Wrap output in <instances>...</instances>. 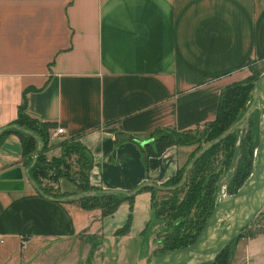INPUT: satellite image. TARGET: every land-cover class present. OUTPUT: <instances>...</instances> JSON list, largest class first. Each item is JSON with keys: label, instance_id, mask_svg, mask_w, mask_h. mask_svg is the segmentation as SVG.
<instances>
[{"label": "crops", "instance_id": "crops-1", "mask_svg": "<svg viewBox=\"0 0 264 264\" xmlns=\"http://www.w3.org/2000/svg\"><path fill=\"white\" fill-rule=\"evenodd\" d=\"M254 59L264 60V0H0V126L24 99L28 116L62 124L57 138L88 151L91 185L163 183L187 147L149 153L154 134L203 128L216 117L222 89ZM54 137L46 157L59 153ZM24 159L21 136L3 131L0 171L25 168ZM54 184L53 191L76 189L68 179ZM151 196L134 194L129 229L118 234L127 200L103 214L48 199L24 177L23 188L0 189V264H145L154 233L135 259L119 246L143 240ZM228 264H264V229L240 236Z\"/></svg>", "mask_w": 264, "mask_h": 264}, {"label": "trees", "instance_id": "trees-1", "mask_svg": "<svg viewBox=\"0 0 264 264\" xmlns=\"http://www.w3.org/2000/svg\"><path fill=\"white\" fill-rule=\"evenodd\" d=\"M252 87V81H234L222 89L216 117L208 122L203 128H201V136H206V139L203 142H206L218 135L242 115L249 104H247L246 101L251 100ZM227 89L230 90L227 96L228 100L225 102L224 111L220 114V104L223 97L225 96L224 94H226ZM24 107L25 100L23 99L18 105L17 117L10 122L18 123L33 130L43 140V148L39 151L35 164L30 168V175L39 183L42 189L47 193L59 196L80 190L100 188L89 183L88 171L91 166V162L88 151L80 144L79 141L74 140L73 138H64L63 140H68V143L61 141V144L63 146V154L70 155L73 152L78 156L76 158V163L80 166L79 170L82 171V176L79 177L78 175V179L72 177L68 178L69 180L75 182L76 189L71 191H53L50 186L48 187L45 184H42L43 182L41 181L40 176L42 175L44 165L47 164L48 166H51L50 162L46 161L45 156V151L48 149L50 143L49 129L55 126L57 123L50 121H39L35 118H32L24 112ZM250 117L247 124L249 127L246 131L242 132L240 136V142L237 144V146L234 145L235 133L238 130H241V128L234 130L225 138L207 149L194 162L193 166L188 171L187 179L182 186L172 190H161L165 191V194L161 195L159 199L157 196L159 189L150 186L143 188L150 190L151 192V206L153 214L158 222L161 221L163 225H167L171 228L170 232L163 235L162 238H157L156 241L159 242L161 246L160 248H156L157 250H155L154 255L169 249L189 244L196 238V236L202 230L215 204L217 203L216 194L221 185V183H219L220 177L224 172L228 171L229 165L232 164V158L234 156L236 157L238 152L240 153L238 155V159L236 162L233 161V169L229 173L226 180L227 189L232 186L235 187H233L228 193L235 192L237 188L243 183L244 179L249 175L251 171V145L254 144L256 140L258 144L257 131L251 130L254 122ZM214 124L217 125L209 130L208 127ZM8 130L15 131L21 136L25 155L24 164L28 165L31 162L32 153L37 146L36 139L30 134H27L26 132L16 128H7L5 131ZM197 131L200 130L179 131L174 128L159 129L153 136V143H148V152L157 154L171 143H175L177 145L182 142L191 143L194 140V136ZM247 141H249V144ZM248 145L249 148L246 149ZM200 146L201 145H198L190 156H192ZM246 150L248 151L249 155L245 159L244 152ZM218 157H221V159L219 160ZM190 158L185 161L183 166H179L176 173L164 181L163 184L168 185L178 182L184 170L185 164ZM54 159L55 157H52V160ZM55 167L56 170L59 169L58 166ZM133 197L134 195L126 196L124 194H109L101 196H87L73 201H77L80 205L88 208L99 207L103 214H111L123 200L130 202L128 219L126 223L117 230V233L121 234L128 231L129 229L130 220L132 217ZM263 229L264 227L260 229L258 228L256 230H250L248 231L247 235H255ZM242 235H245L243 234V231L240 232L239 237ZM239 237L235 240V242H237ZM232 245L233 244L227 245L215 258L202 264H228L231 258Z\"/></svg>", "mask_w": 264, "mask_h": 264}, {"label": "water", "instance_id": "water-1", "mask_svg": "<svg viewBox=\"0 0 264 264\" xmlns=\"http://www.w3.org/2000/svg\"><path fill=\"white\" fill-rule=\"evenodd\" d=\"M257 109L258 144L252 169L245 181L233 193L220 197L208 216L202 230L196 238L184 246L169 249L152 256L145 264H202L215 258L229 244H233L242 229L254 218L264 203V70L257 76L251 89V100L242 115L221 131L218 135L203 143L186 162L183 173L175 184L165 185L152 180H144L131 189L97 188L80 190L55 196L42 189L30 175V168L35 164L43 140L33 130L18 123L10 122L0 126V134L7 128H16L33 136L37 146L32 153L31 162L22 168L15 165L0 171V189H21L24 177L42 196L55 201H73L87 196L124 194L132 196L144 187H155L159 190H172L184 184L188 171L194 162L212 145L225 138L238 128H242L248 118Z\"/></svg>", "mask_w": 264, "mask_h": 264}, {"label": "rangeland", "instance_id": "rangeland-1", "mask_svg": "<svg viewBox=\"0 0 264 264\" xmlns=\"http://www.w3.org/2000/svg\"><path fill=\"white\" fill-rule=\"evenodd\" d=\"M246 69H245V75L243 77H241L240 79L236 80V82H248V81H252L253 84L255 82V79L257 78V76L264 70V60H250L246 63ZM229 89H227L226 91V94H224L225 96L223 97L222 99V102L220 104V114L224 111V107H225V102L228 100L227 96H228V93H229ZM231 93V92H230ZM233 93V92H232ZM250 102L249 101H246V103L248 104ZM253 122H254V125H252V131H258L257 130V120H258V110H255L253 112V114H251V117ZM219 122H220V119H219ZM217 125V124H216ZM215 124L214 125H210L209 130L212 129L214 126H216ZM249 125H247V123L241 128V130H238L236 133H235V139H234V145L237 146V144L240 142V136L242 134L243 131H246L248 129ZM200 131H197L195 133V136H194V140L191 142V143H180L179 145L182 146V147H187L186 148V153L182 159H181V163H180V166H183V164L185 163V161L190 158L191 156V153L193 152V150L198 146V145H202L203 141H205L206 139V136H201V129H198ZM200 137H203V138H200ZM200 138V139H199ZM64 139V138H63ZM63 139H58L57 136L54 137V142H56V145L59 146L58 148V155H54V156H51V157H46V161L50 162L51 166H48L47 164L44 165V168H43V172H42V178L41 179L42 181H44L46 184V186H52V185H55L54 183L57 181H59V178H62L63 180L65 179H68V178H76L78 179V175L79 177L82 176V171L79 170L80 169V166L76 163V158L78 157L76 154H74L72 152V154L70 155H66V154H63V151H62V144H61V141L62 142H65V143H68V140H63ZM67 139V138H66ZM59 140V141H58ZM249 140V139H248ZM70 141V140H69ZM248 144H249V141H247ZM51 145V143H49V146ZM251 145V144H250ZM252 146V153L251 154V169H252V166H253V163H254V158H255V149L257 147V140L255 141L254 144L251 145ZM249 148V145L246 149ZM240 153L238 152V154L236 155V157L234 156L231 160L232 164L229 165V168H228V171L224 172L221 177H220V182L221 185H220V188L216 194V198H217V201L219 200V198L223 195V194H229L228 192H230V190L235 187V186H232V187H229V189H227L226 187V180H227V177L229 175V173L231 172V170L233 169V163L236 162V160L238 159V155ZM244 156H245V159L248 157L249 153L248 151L246 150L244 152ZM52 157H55L54 160H52ZM58 159V160H56ZM62 159V160H61ZM218 159L220 160L221 157H218ZM61 160V161H59ZM234 161V162H233ZM55 166H58L59 169L56 170V167ZM247 178V177H246ZM245 178V179H246ZM244 179V181H245ZM69 180V179H68ZM71 183H74V181H71L69 180ZM243 181V182H244ZM53 183V184H52ZM165 194V191H161L159 190L158 191V199L160 198L161 195ZM159 223V224H158ZM264 226V210L263 208H261L254 216V218L242 229L243 231V234H245V236H247V233L248 231L250 230H256V229H260V228H263ZM247 228V229H245ZM171 228L167 225H163L160 222H158V220L156 219V217L153 215L151 216V218L149 219L148 223L146 224V227L144 229L141 230L140 233H142L144 235V238L142 241H139L138 238H134L133 239H129L128 242L125 241V243H123L122 245L119 246V249H121L122 246H124V250L122 252H126L125 254H129L132 258L135 259L134 256H136L138 253H141L142 251L145 250V245L147 246V243L148 242H151L152 240V237H153V233H154V240L153 242H156L155 244V248H154V251H153V254L155 253V250H157L156 248H160L161 244L159 242H157V238H162L163 235L167 234L168 232H170ZM241 231V232H242ZM147 238V239H146ZM98 238H96L95 236L94 237H90L88 238L87 242L89 243V252H88V255L92 254L93 252V249H96V247L98 246H95V247H92L91 245L92 244H97L98 243ZM157 246V247H156ZM90 258V256H88ZM128 261H131V260H128ZM131 263V262H130ZM86 264H91V263H86ZM96 264H123V263H120V262H109V263H96Z\"/></svg>", "mask_w": 264, "mask_h": 264}, {"label": "built area", "instance_id": "built-area-1", "mask_svg": "<svg viewBox=\"0 0 264 264\" xmlns=\"http://www.w3.org/2000/svg\"><path fill=\"white\" fill-rule=\"evenodd\" d=\"M65 132V127L62 124H56L55 126L49 129V138H53L59 134H63Z\"/></svg>", "mask_w": 264, "mask_h": 264}, {"label": "flooded vegetation", "instance_id": "flooded-vegetation-1", "mask_svg": "<svg viewBox=\"0 0 264 264\" xmlns=\"http://www.w3.org/2000/svg\"><path fill=\"white\" fill-rule=\"evenodd\" d=\"M255 110H257V109H255ZM255 110H254V111H255ZM252 114H253V113H252ZM258 115H259V112H258ZM248 119H249V118H248ZM247 124H248V120H247ZM191 157H192V156H191ZM182 173H183V172H182ZM186 179H187V178H186ZM181 186H182V185H181ZM224 195H225V194H223L222 196H224ZM222 196H221V197H222Z\"/></svg>", "mask_w": 264, "mask_h": 264}]
</instances>
